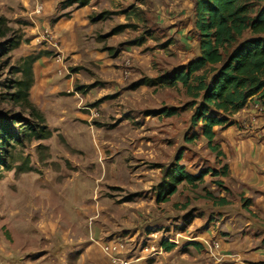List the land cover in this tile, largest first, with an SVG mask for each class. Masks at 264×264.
Wrapping results in <instances>:
<instances>
[{
	"label": "rangeland",
	"instance_id": "1",
	"mask_svg": "<svg viewBox=\"0 0 264 264\" xmlns=\"http://www.w3.org/2000/svg\"><path fill=\"white\" fill-rule=\"evenodd\" d=\"M159 1L161 0L153 2ZM167 1L173 9L169 6L167 10L165 4H159L157 14L154 12L152 17V21L156 22L152 23V30L161 24L158 17L164 21L171 19L172 16L184 14L181 11L183 0ZM67 2L0 0V124L5 123L12 133L10 146L4 147L0 141V264H61L60 257L67 246V240L72 236L66 220L72 215H80L74 200H84V190H81L84 180L90 183V186L93 183L95 187L99 170L100 173L106 169L114 171L112 166L108 169L104 162L98 159L100 155L96 152L98 149L110 155L112 150L120 149L130 154L137 150L156 151L160 153L158 155L160 160L142 155L134 165L127 163V166L151 169L157 165L155 162H159L165 169L166 162L169 161L168 164L172 166L175 165V161L178 162L175 156L184 146L187 152L181 163L188 171L197 172L203 168L221 166L217 154L209 149L202 137L201 129H192L196 106L187 94L186 88L182 85L174 88L155 86L143 92L128 91L133 88V79L138 78L136 76L143 74L147 76L144 78H156L169 74L168 66L180 67L181 63L188 59L187 55L181 58L187 52L185 46L178 44L169 52L157 53L154 52V48L149 47L156 62V71L151 68L145 71L144 64L149 59L144 61L143 57L140 60L131 57L129 70L132 74L128 78L129 81L124 80L126 82L123 84V93L116 94V89L110 92L113 86L105 83V96L112 97L105 100L104 106L97 107L93 102V105L84 110V104L81 106L77 104L80 97L76 96L73 90L78 91L83 97L84 76L87 80L93 77L94 69L85 61V66H70L68 63L70 56L59 52L62 44L55 42L49 30L46 29L47 37L42 42L37 40L38 34L44 31L42 26L47 18L54 16L52 20L50 19L51 23L56 21L57 16L59 18L62 15L67 16L70 14L69 11L77 6L74 4L64 9ZM37 5H42L44 11L41 15L35 16L33 10ZM50 23L48 29L52 27ZM106 24L107 26L104 25L100 32L107 35L111 21H106ZM164 32L166 31H160ZM94 33L99 31L94 30ZM99 40L103 41V38ZM106 41L109 42V39ZM93 44L96 46L95 42ZM102 46L104 45L94 50L100 53L104 50ZM48 47L53 52L48 51ZM46 51L52 55H41L39 60L33 61V57ZM57 52L58 56H62L63 64H67L68 69L63 74L59 72L62 65L56 61ZM134 53L144 55L143 50L141 53ZM30 68L33 73V85L29 97L34 107L18 104L13 98L16 82L30 79ZM73 77L74 80L80 78L74 85ZM126 90L128 92L125 93ZM252 104L247 108L250 113L247 119H243L242 116L240 121L249 122V116L255 117L257 119L255 126L258 129L264 125V113L258 111ZM169 109H176L177 114L168 116L166 113H160ZM84 112L91 114L89 123L84 122ZM93 113H97L98 117H92ZM16 118L18 120L13 123V119ZM124 119L125 123L120 125L119 122ZM242 128L247 133L252 131L244 126ZM116 131L118 138L125 136L126 139H130L122 144L112 142ZM84 133L90 138L85 144ZM100 133L104 134L105 143H94V136L97 137ZM195 133L198 134L195 142L188 141ZM84 150L87 152L84 153ZM87 155L96 159L91 165V170L84 168V161L87 164L90 162ZM123 167L122 162L119 170H123ZM101 176L104 181L100 184L105 186L103 192L114 193L115 198H118L117 202L122 200L121 197L128 198L127 196L133 195L134 192L128 190L133 179L125 175V170L122 174L119 173L118 178L114 171L113 177L118 180L116 182L110 179L108 181L109 176L104 172ZM213 181L212 177L208 176L205 184L196 190L197 192L188 187H181L180 192L184 197L193 192L191 193L193 198L199 201L197 199L199 196H204L209 189L211 190ZM100 192L101 189H97L95 196ZM88 193L92 199L91 192ZM147 193L149 196L150 190ZM178 194L174 195L173 201L181 199ZM143 199L141 201L146 203V198ZM157 209L160 210L159 207Z\"/></svg>",
	"mask_w": 264,
	"mask_h": 264
},
{
	"label": "crops",
	"instance_id": "2",
	"mask_svg": "<svg viewBox=\"0 0 264 264\" xmlns=\"http://www.w3.org/2000/svg\"><path fill=\"white\" fill-rule=\"evenodd\" d=\"M153 1L90 0L89 4L84 7H77V5L72 8L67 16L60 18L57 16L56 21L50 23V19L52 20L54 16L45 20L42 26L44 31L38 34L37 40L42 42L46 29L49 30L55 42L64 47L61 46L59 52L67 57L70 56L68 61L70 66H85V61L95 71L93 77L88 80L84 76L83 97L78 91L73 90L81 100H78L77 104L79 106L84 104V110L89 108V105H93V102L97 107L98 105L104 106L105 100L112 97L105 96V83L113 86L110 92L116 89V94L123 93V84L126 82L124 80L129 81L128 78L132 74V71L129 70L131 57H137V60L143 57L144 61L149 59L144 64L145 71L148 68L156 71V62L149 47L154 48V52L157 53L169 52L178 44L185 46L187 52L181 58L187 55L188 59L181 63L180 67L200 56L199 34L195 29L196 0L182 1L181 11L184 14L172 16L171 19L164 21L157 16L161 24L152 30V23H156L152 21V17L154 12L157 14L159 4H165L167 10L170 6L167 0L157 3ZM151 5H155V7ZM170 7L173 9L172 6ZM57 14L58 12H56ZM106 21H111L107 35L100 32L104 25L107 26ZM47 22L52 24L51 30L48 29L50 25ZM94 30L99 33H94ZM114 30L117 32L108 36ZM162 30L166 32L160 33ZM101 38L103 41L99 40ZM108 39L109 42L106 41ZM93 42L96 43V46ZM131 42L137 43L132 44ZM102 44L104 50L99 53L97 50ZM47 49L53 52L51 48ZM142 50L143 56L134 53H141ZM90 57V61L94 64L89 61ZM56 61L57 63L61 62L62 67L59 69L66 72L67 64H63V58L58 56V52ZM177 68L179 67L168 66L170 72L167 73H171ZM79 77L75 80L74 77L72 78V85L77 83ZM136 77L133 79L134 83L147 76L142 74ZM132 87L128 91L143 92L155 86ZM70 91L68 90V92ZM128 91L126 90L125 93ZM248 107L246 106L234 116L229 117L228 124L214 127L216 134L214 145L217 147L215 150L209 147L208 139L203 134L202 123L195 124L192 120L194 125L192 129H201L207 146L217 154L220 167H207L197 172L188 171L187 167L181 163L187 152L184 146L178 150L175 156V159L178 160L181 155V160L175 161L174 166L169 165V161L166 162L165 169L159 162H155L157 165L151 169L143 166L131 168L127 166V163L131 166L134 165L142 155L160 160L158 156L160 153L156 151L137 150L130 154V152L115 149L118 152L112 150L110 155L109 153L105 154L104 150H96L100 154L98 159H101L108 169L109 166H112L117 178L119 173L122 174L125 170V175H129V178L133 179L128 190L136 194L129 195L126 191V194L129 195L128 198L121 197L122 200L117 202L118 198H115L114 193L103 192L105 186L100 184L101 181H104L101 176L102 172L109 176L108 181L109 179L118 181L113 177L114 171H107V169L101 173L99 170L95 187H93V183L90 186V183L84 180L81 189L84 190V200H74L77 203L76 210L80 212V215H72L69 220H66L72 236L67 240V246L60 257L61 264H111L96 240L106 241L115 236L125 238L130 244H138L144 235L155 230H171L173 235L182 237L180 245L167 243L164 245V254L155 259L134 261L131 264H264V125L256 129L257 120L252 122L251 116L248 118L250 123L245 120L240 121L242 116L243 119H247L246 117L250 114L247 110ZM90 118L91 114L84 112V122L89 123ZM124 121L126 120H121L120 125H123ZM243 126L246 129H252V131L247 133L242 128ZM194 135L195 138L198 137V134ZM114 136L112 142L119 144L126 143L130 139H126L125 136L118 138L117 131ZM191 138L188 141L195 142V138L193 140ZM86 140L90 141V138L84 133V144ZM93 142L105 143L104 134L100 133L97 137L95 135ZM86 152L84 150V153ZM86 157L90 159V162L87 164L84 161V168L91 170V165L96 159L88 155ZM122 162L123 170H119ZM177 166H181L185 173L192 175H199L204 170L214 169L219 171V175L214 176L210 172L196 188L187 181H183L178 185L176 193L169 196L168 201H160L159 195L167 190L168 183L172 180L169 177V171ZM208 176L214 180V185L208 193L214 195L215 200L201 195L197 198L199 201H195L196 198H193L191 194L193 192L185 197L180 192L181 187H188L197 192L196 190L205 184ZM215 181H220L223 186H218ZM97 189H101V192L95 196ZM148 190H150L149 196ZM88 191L91 192L92 199H90ZM184 191L185 188H183V193ZM177 193L181 199L173 201L174 195ZM143 198H146V203L141 201L144 200ZM92 238L95 241L91 240Z\"/></svg>",
	"mask_w": 264,
	"mask_h": 264
},
{
	"label": "trees",
	"instance_id": "3",
	"mask_svg": "<svg viewBox=\"0 0 264 264\" xmlns=\"http://www.w3.org/2000/svg\"><path fill=\"white\" fill-rule=\"evenodd\" d=\"M67 9L74 4L84 7L90 0H66ZM195 29L199 34L200 56L173 72L156 78H144L134 83L141 85L174 88L182 85L196 106L193 123H202L203 134L208 139L209 147L215 150V126L228 124L229 117L249 105L258 104L264 113V0H196ZM63 16V15H62ZM2 19V18H1ZM5 23V20H3ZM117 30L109 33L115 34ZM137 43V42H131ZM168 43V42H167ZM166 44V43H165ZM43 52L33 57L36 61ZM30 79L18 80L14 101L21 105H34L30 101L33 85V73ZM168 116L177 114L176 109L163 110ZM159 113V114H160ZM18 118L13 119L15 123ZM195 138V135L191 140ZM12 133L5 123L0 124V141L10 146ZM190 140V139H189ZM182 156L178 157L181 160ZM210 172L219 175L218 170H204L199 175L185 173L177 166L169 171L172 178L168 188L159 195L160 201H168L176 193L178 185L187 181L198 187ZM223 186L220 181H215ZM206 198L215 200L207 193Z\"/></svg>",
	"mask_w": 264,
	"mask_h": 264
},
{
	"label": "built area",
	"instance_id": "4",
	"mask_svg": "<svg viewBox=\"0 0 264 264\" xmlns=\"http://www.w3.org/2000/svg\"><path fill=\"white\" fill-rule=\"evenodd\" d=\"M43 11L44 7L42 5H37L33 14L38 16L41 15ZM45 37H47V35H44V38ZM59 72L63 74L64 70L60 69ZM255 108L261 109L258 104H255ZM92 117H98V114L93 113ZM254 120L257 119L253 117L252 122H255ZM92 240H94V238H92ZM181 240L182 237L173 235L171 230H155L144 235L138 244H130L125 238L115 236L110 240H96V242L100 244L111 264H131L134 261L155 259L157 256L165 253V244L171 242L180 245ZM216 246H218V243H216Z\"/></svg>",
	"mask_w": 264,
	"mask_h": 264
}]
</instances>
